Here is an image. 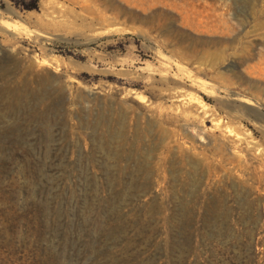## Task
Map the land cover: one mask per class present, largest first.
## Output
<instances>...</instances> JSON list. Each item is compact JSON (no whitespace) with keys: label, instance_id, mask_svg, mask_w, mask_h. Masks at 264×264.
<instances>
[{"label":"rangeland","instance_id":"1","mask_svg":"<svg viewBox=\"0 0 264 264\" xmlns=\"http://www.w3.org/2000/svg\"><path fill=\"white\" fill-rule=\"evenodd\" d=\"M0 264H264V0H0Z\"/></svg>","mask_w":264,"mask_h":264}]
</instances>
